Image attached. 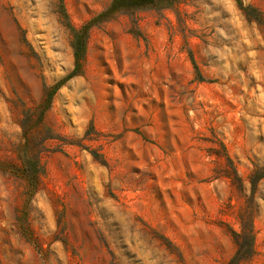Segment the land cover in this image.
<instances>
[{
    "label": "rangeland",
    "instance_id": "rangeland-1",
    "mask_svg": "<svg viewBox=\"0 0 264 264\" xmlns=\"http://www.w3.org/2000/svg\"><path fill=\"white\" fill-rule=\"evenodd\" d=\"M151 1L0 0V264H264V0Z\"/></svg>",
    "mask_w": 264,
    "mask_h": 264
},
{
    "label": "trees",
    "instance_id": "trees-1",
    "mask_svg": "<svg viewBox=\"0 0 264 264\" xmlns=\"http://www.w3.org/2000/svg\"><path fill=\"white\" fill-rule=\"evenodd\" d=\"M125 1H127V2L131 1L133 3V5L140 7V8H142V7L145 8L153 2L151 0H125ZM172 1H178V0H172ZM113 9H114V5L112 7H110L107 11H105L104 13L99 15V17H97L93 21H91V23L84 28V30H86V35H87V30L89 29V27L91 26V24L94 21L99 20V19H103L105 16H107L109 13H111L113 11ZM85 38H86V36H85ZM74 48H75V54L77 56V59L79 60L80 57L82 56L84 50H85V39L82 42L75 44Z\"/></svg>",
    "mask_w": 264,
    "mask_h": 264
}]
</instances>
